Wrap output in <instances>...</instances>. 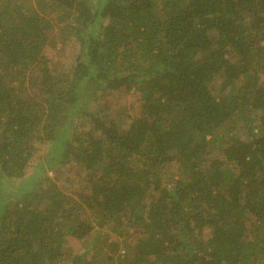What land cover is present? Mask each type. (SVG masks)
I'll list each match as a JSON object with an SVG mask.
<instances>
[{
	"label": "trees",
	"instance_id": "1",
	"mask_svg": "<svg viewBox=\"0 0 264 264\" xmlns=\"http://www.w3.org/2000/svg\"><path fill=\"white\" fill-rule=\"evenodd\" d=\"M111 222L118 264H264V0H0V264H101L69 238Z\"/></svg>",
	"mask_w": 264,
	"mask_h": 264
},
{
	"label": "rangeland",
	"instance_id": "2",
	"mask_svg": "<svg viewBox=\"0 0 264 264\" xmlns=\"http://www.w3.org/2000/svg\"><path fill=\"white\" fill-rule=\"evenodd\" d=\"M93 1L95 4H97L98 0H93ZM52 18L55 22L54 16H52ZM56 24H62V23H56ZM59 27L60 26L57 25L56 28L53 30L54 39H58V36H56L54 33L58 31ZM60 45L61 42H59L58 40V46L53 47L51 45H48L46 48V52L49 54L50 57L53 58L57 71L71 70L73 62L64 59L61 56V53L59 51ZM107 94L109 95V101L113 111H116V109L120 111L119 115L121 117L123 124L125 125L124 127H128L131 118H133L134 116H139L141 112L142 103H143V92L140 89L127 90L122 87V88L112 89L109 92H107ZM82 119H86V118L82 117ZM51 145L52 144L50 142L37 143L38 156L31 163V166L27 167L26 176H30L33 173L36 166L38 168L40 161L44 160L46 155L49 153L51 149ZM66 165L68 167L65 166L63 168L62 176L58 174L56 177V178L59 177L58 179L59 180L61 179L63 184L71 182L70 179L72 178L73 179L80 178V177L77 178L76 173L83 171L81 169V165L76 160H71L68 163H66ZM51 167L52 166H50V164H47L46 168L41 173L40 177L46 176V172L48 171L51 176H55V172ZM174 170H175V166L170 163V165L168 166V171L173 172ZM22 179L23 178H12L11 180H8L9 182L8 184H11L14 187V185H18L19 181ZM78 186H80L79 183L78 185H76V187ZM69 192L70 193L72 192L75 195V192L73 191H69ZM114 225L115 224L111 222L110 225L103 228L99 234L100 237L98 238H96L97 230L83 240L73 239L72 237H70L69 243L71 244L70 246L72 250L77 252L87 249L88 246L92 245L93 247L91 248L90 250L91 252L88 255V259L91 260V263L93 261H96L101 264H111L112 261H114L115 264H118L119 256L124 254V248L123 245L121 244L124 238L121 235L120 231H117L115 229L116 225L115 226ZM115 242L119 244V247H117L118 245H113Z\"/></svg>",
	"mask_w": 264,
	"mask_h": 264
}]
</instances>
